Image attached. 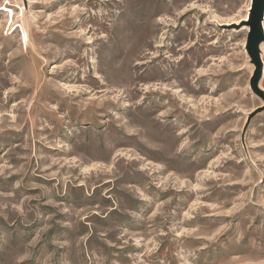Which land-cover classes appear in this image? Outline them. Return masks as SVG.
<instances>
[{"label":"rangeland","instance_id":"obj_1","mask_svg":"<svg viewBox=\"0 0 264 264\" xmlns=\"http://www.w3.org/2000/svg\"><path fill=\"white\" fill-rule=\"evenodd\" d=\"M251 4L0 0V264H264Z\"/></svg>","mask_w":264,"mask_h":264},{"label":"water","instance_id":"obj_2","mask_svg":"<svg viewBox=\"0 0 264 264\" xmlns=\"http://www.w3.org/2000/svg\"><path fill=\"white\" fill-rule=\"evenodd\" d=\"M264 11V0H252L250 8L251 30L248 35L249 49L253 55H257V43L263 37L261 20Z\"/></svg>","mask_w":264,"mask_h":264},{"label":"bare ground","instance_id":"obj_3","mask_svg":"<svg viewBox=\"0 0 264 264\" xmlns=\"http://www.w3.org/2000/svg\"><path fill=\"white\" fill-rule=\"evenodd\" d=\"M262 19H263V22H264V13H263ZM244 20H247V19H244ZM263 22H262V23H263ZM257 45H258V47H259V49H260V51H261V50H262V45H261V44L259 45V43H258Z\"/></svg>","mask_w":264,"mask_h":264}]
</instances>
